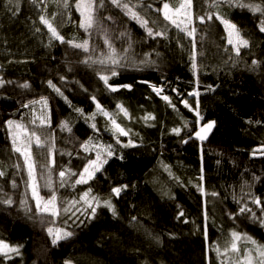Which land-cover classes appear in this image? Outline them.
<instances>
[{
    "label": "trees",
    "instance_id": "16d2710c",
    "mask_svg": "<svg viewBox=\"0 0 264 264\" xmlns=\"http://www.w3.org/2000/svg\"><path fill=\"white\" fill-rule=\"evenodd\" d=\"M173 1L143 0L152 7L137 9L148 19L149 27L166 33V37L153 39L109 0L98 9L97 25L88 32L79 27L76 0H68V8L64 0H43L39 7L20 0L15 17L5 7L7 0H0V76L14 82L0 88V171L5 172L0 177V201L13 200L11 206L0 203V239L23 245L21 256L10 261L0 257V264H236L237 257L254 246L242 238L237 242L241 253L225 254L232 231L264 244V227L250 214H239V208L247 204L260 216L261 209L252 198L264 200V155L257 152L252 156L253 150L264 144V33L259 32L256 16L247 9L224 4L216 9L210 6L212 0H192L191 24L181 25L196 29L189 37L157 11L163 3L171 5ZM217 11L250 39L252 46L241 49L240 57L228 46L220 21L215 16L211 21L206 18V13ZM41 14L55 15L53 24L66 40L87 39L89 51L57 40L49 43L51 35L39 21ZM200 16H205L204 23ZM36 28L40 32H35ZM124 31L130 33L131 41L120 35ZM106 37L115 52L104 43ZM109 56L120 64L112 65ZM88 57L87 65L81 62ZM141 60L155 64H141ZM252 60L259 64L253 66ZM112 70L118 75L111 76ZM100 75H108L110 84L132 87L111 92ZM49 80L67 101L48 86ZM25 82L30 89L18 87ZM153 85L161 88L162 97L168 96L171 103L158 97ZM194 92L199 96L190 95ZM93 96L129 131L127 136L106 130L112 127L110 121L99 113L86 122L74 110L82 109L85 116L96 112ZM41 97L47 98L50 106V123L35 128L45 144L37 148L33 143L31 152L39 194L45 199L53 194L57 198L59 215L55 217L37 213L27 166L23 156L13 150L6 124L8 120H30L34 104L29 101ZM118 104L127 109V117ZM146 113L155 119H143ZM174 113L181 115L180 121L174 120ZM62 121L69 122L71 133L61 130ZM209 121H215V127L207 139H197L195 132ZM92 123L99 131L90 127ZM174 128L180 129L179 134ZM89 137L95 144L112 145L114 155L88 184H75L78 177L66 175L61 186L60 171L79 173L86 163L83 157L94 158V151L85 153L80 147ZM129 140L135 146L123 147ZM49 178L51 185L45 187ZM122 185L128 187L115 197L111 189ZM201 187L203 192L198 190ZM89 188L92 196L112 199L117 218L108 209L98 208L96 219L89 221L87 205L80 201ZM71 201L79 203L73 207ZM66 207L70 209L67 213ZM26 208L31 213L26 214ZM180 211L184 216L177 219ZM47 227L64 228L74 235L53 246ZM147 233L158 236L161 243H155Z\"/></svg>",
    "mask_w": 264,
    "mask_h": 264
},
{
    "label": "snow or ice",
    "instance_id": "6c2138e0",
    "mask_svg": "<svg viewBox=\"0 0 264 264\" xmlns=\"http://www.w3.org/2000/svg\"><path fill=\"white\" fill-rule=\"evenodd\" d=\"M109 2L116 8L121 9V11L124 12V14L130 19L135 21L137 24L140 25L141 28H144L146 31V34L148 37H151L155 39L156 37H166V33L163 31H154L152 27H149V21L146 19L143 15H141V12L138 11V8H151V4H145L143 0H137L136 4H132L131 0H109ZM30 3L33 5V7H39L40 4L43 3V0H30ZM224 4L229 7H235L240 9H247L248 12L252 13L254 16H256L258 20L257 27L259 29L260 33H264V0H212L211 7H214L216 9H219L220 6ZM76 9L80 12V22L79 27L84 29L86 32L88 30L93 29L98 22V9H103L105 7V0H76ZM8 12L11 13L12 17H15L20 12V0H7V3L5 5ZM64 7H69L68 0H64ZM191 9H192V0H182L181 3H179L178 6L173 7L170 5V3L165 2L162 5V9H157V11H162L163 18L165 21H169L172 25H174L176 28L180 29V31L186 32L189 37H192L196 31L195 28H191V30L188 29L187 26L181 27V23L177 22L176 17L178 15H183L188 18V24H191ZM213 16H215L216 20H219L221 24L224 25L225 31L227 32V42L229 45L232 46L235 55L237 57L241 56V49H249L251 45L250 39L245 38L244 35H242L241 29L238 27L236 23H233L230 19H225L219 11L216 13H206V18L208 21H211L213 19ZM107 19H111V17H108ZM53 20H55V15H53L51 18H48L47 16L41 14L39 16V21L41 24H43L48 32L51 34L50 36V42L51 40H57L61 44L67 43L70 47L74 49H81L83 52L89 51V41L87 39H84L80 42H77L75 38L71 40H66L65 37L58 31V28L54 26ZM199 20L201 23L205 22V16H200ZM153 23H156L153 21ZM35 32H40V28H36ZM121 36L128 37L129 41H131V35L127 31L121 32ZM104 43L108 45L110 49H112L113 52H115V49L112 48V45L110 41L107 39V37L104 40ZM129 47H131V43H129ZM127 51V49L125 50ZM227 51V50H226ZM159 55V53H157ZM89 59L91 57H88L87 59L81 61L84 64H88ZM229 59H232V57H229ZM109 60L111 61L112 65H119L120 61L116 59L114 56H109ZM192 60V70L196 72L197 69V63H196V57L193 55L191 57ZM96 61H93L95 63ZM99 63H104L103 60L99 61ZM141 64H155V61H147V60H141ZM252 65L257 66L259 64V61L252 60ZM71 71V69H69ZM118 75L117 71L112 70L111 76ZM104 85L111 91L116 92L120 87L123 88H131V85H113L109 83L110 77L108 75H100L99 77ZM63 80L64 77H61ZM13 81L5 80L2 76H0V88H4L7 84H12ZM47 84L49 87H51L58 95L62 96L66 101L67 97H64L63 92L60 88H58L51 80L47 81ZM18 87L23 89H30V84L25 82L23 84L18 85ZM152 89L154 92L157 93V95H160L162 92L161 88H157L154 85L152 86ZM190 95H196L199 96V92L190 93ZM165 101H169L168 96L162 97ZM92 100L95 102L96 112L92 113L89 116H85L82 109L76 108L74 109L77 113H79L81 116H84L85 121L88 120H95V117L97 113L100 115H103L104 117H107L110 121L111 128L106 129L110 131H114V133L118 134L119 136H127L129 134V131L125 128L121 127L119 123H117L114 116L106 111L103 106L96 101V97L93 96ZM185 105V107H189L187 100L182 101ZM35 103H41L45 108H47L48 101L47 98L41 97L39 101H29V104H35ZM69 105L71 106V102L68 101ZM29 104H24L23 107H28ZM175 107L174 105H172ZM117 108H119L120 112H123V114L127 117L129 114L127 112V109H125L122 105H117ZM197 114L198 112V102H197ZM35 119H39L41 125H47L50 123V117L43 116V117H36ZM35 119L32 121L35 123ZM145 120L148 119H155V117L151 116V114L144 117ZM202 119V117H201ZM249 123H252V121H249ZM255 123H260V121H256ZM6 124L11 131L12 134V145L13 150L15 152L20 153L21 156L24 158V163L27 166L28 169V176L29 180L31 181L30 187L32 188V197L36 202V210L37 213H48L49 215L55 217L59 215V211L56 204V196L53 194L51 197L45 199L39 194L38 191V184L36 182V173H35V163L32 158V144L35 143L37 148L44 147L45 142L42 140L41 136L38 135L35 131L29 132L27 128L18 121L14 120H8L6 121ZM61 130H66L67 132H72V127L70 126L68 121H62L61 122ZM90 127L95 130L99 131L97 129V126L95 123H92ZM215 127V121H209L206 124H204L199 131L195 132V136L197 139L203 141L207 139L208 134L212 131V129ZM173 132L176 134H179L180 129L174 128ZM21 136L26 137V140H22ZM93 138L89 137L88 140L84 141L80 147L83 149L85 153L95 152L94 158L91 156L83 157V159L86 160V163L84 164L82 170L77 173L73 172L71 169L62 170L60 171L59 175L62 179V185L63 186V178L68 176H76L78 177L74 183L75 184H88L90 180H93L96 178V174L104 171V165L108 163V159L111 158L114 155V150L112 145H99L92 142ZM117 143H120L119 139H117ZM187 143V141H185ZM134 143L132 140H129L127 144H124L123 147H134ZM257 152H259L261 155H264V144H261L258 149L253 150L252 156H256ZM71 155V153H68ZM54 163V161H53ZM16 167H19V165H16ZM46 167V166H45ZM167 168V166H165ZM171 175V173H169ZM5 172L0 171V177L4 176ZM201 179H203V176H201ZM255 180H260V177H254ZM51 185L50 178L47 180L45 187H49ZM15 181H13V187H15ZM128 185H122L118 187H113L111 189V193L115 197H119L121 192L124 191ZM199 191L203 192V188H199ZM213 196H217L218 193L213 192ZM80 201H83L84 204L87 205V208L85 209V212L87 213V217L89 221L96 219L97 217V209L98 208H106L108 209L113 218L118 217V212L116 209L115 204H113L112 199H104L101 200L100 198L96 196L91 195V188L88 189V191L84 192L83 195L80 197ZM0 203L6 204L11 206L13 204V200L11 198L5 199L0 201ZM22 204H26L25 201L21 202ZM71 205L74 207L75 204L79 203V201H71ZM252 203L258 206L261 209L260 216H257L256 212L253 211L252 208L248 207L247 204L239 208V214H250L251 218L255 221H257L261 227H264V200L260 196L253 195ZM70 209L65 208L64 211L67 213ZM90 210V211H88ZM30 208H26V214L31 213ZM79 211V209H77ZM184 216V212L180 211L177 219H180V217ZM207 218V214H205ZM34 216H29V219H34ZM132 220L135 221L136 217H132ZM41 225L45 223L44 217H40ZM187 223L188 221H184ZM83 223V221H81ZM48 236L51 238V244L53 246H57L60 241L67 240L70 237L74 235L73 232L67 231L64 228H54V227H47L46 229ZM206 234V232H205ZM148 237L151 238L155 243L160 244V238L158 236H152L151 233H147ZM245 239L247 242H250L254 248L252 249H246L242 253V255L238 256L236 259V264H264V244L258 243L255 239H253L250 236H247L246 234H241L236 231L231 232V243L228 247L225 248V254H227L229 251L232 253H241V249L238 247L237 242L241 239ZM23 245H10L3 239H0V257L3 258L4 261H10L12 260V254H15L16 256H21V248ZM217 253H220L219 247L216 248ZM64 264H72L71 261H65Z\"/></svg>",
    "mask_w": 264,
    "mask_h": 264
},
{
    "label": "rangeland",
    "instance_id": "374dc122",
    "mask_svg": "<svg viewBox=\"0 0 264 264\" xmlns=\"http://www.w3.org/2000/svg\"><path fill=\"white\" fill-rule=\"evenodd\" d=\"M179 1V2H178ZM182 0H175L173 1V3L171 4V6H175V4H179L181 3ZM191 13H192V9H191ZM48 18L49 16L46 15ZM192 17V15H191ZM177 19V22L178 23H181V25H185L188 23V18L186 16H183V15H178L176 17ZM223 28H224V25L222 24ZM47 29V28H46ZM225 30V28H224ZM226 33V36H227V32L225 31ZM51 35V34H50ZM227 39H228V36H227ZM228 46H230L232 48L231 45L228 44ZM233 49V48H232ZM234 51V50H233ZM235 53V52H234ZM163 92L160 93V95H157V93L155 92V94L158 96V97H162V94ZM31 117H30V120H27L26 123L24 124L23 122H21L29 132H32L35 130V128L39 125L40 123V120L39 119H35L36 117H43V116H48V117H51V109H50V106L49 104L47 105V108H45L41 103H36L33 105V108L31 109V113H30ZM147 116V113L142 115V118L144 119V117ZM173 118L174 120L178 121L179 119H181V115L177 114V113H174L173 114ZM35 119V123H33L32 121ZM180 121V120H179ZM48 125V124H47ZM12 135V134H11ZM209 135V134H208ZM21 139L22 140H26L27 138L24 137V136H21ZM16 256L15 254H12V257Z\"/></svg>",
    "mask_w": 264,
    "mask_h": 264
},
{
    "label": "water",
    "instance_id": "95a60500",
    "mask_svg": "<svg viewBox=\"0 0 264 264\" xmlns=\"http://www.w3.org/2000/svg\"><path fill=\"white\" fill-rule=\"evenodd\" d=\"M141 84L149 86V84L146 83V82H141ZM152 91H153V89H152ZM153 92H154V91H153ZM154 93H155V92H154Z\"/></svg>",
    "mask_w": 264,
    "mask_h": 264
},
{
    "label": "bare ground",
    "instance_id": "6f19581e",
    "mask_svg": "<svg viewBox=\"0 0 264 264\" xmlns=\"http://www.w3.org/2000/svg\"><path fill=\"white\" fill-rule=\"evenodd\" d=\"M152 89V88H151Z\"/></svg>",
    "mask_w": 264,
    "mask_h": 264
}]
</instances>
